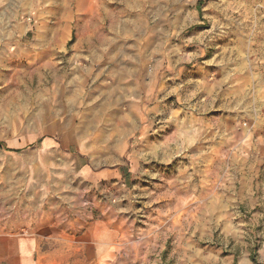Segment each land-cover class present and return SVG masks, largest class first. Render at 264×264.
<instances>
[{
  "label": "rangeland",
  "instance_id": "1",
  "mask_svg": "<svg viewBox=\"0 0 264 264\" xmlns=\"http://www.w3.org/2000/svg\"><path fill=\"white\" fill-rule=\"evenodd\" d=\"M138 3L152 26L127 51L158 35L146 60L148 72L158 66V102L111 109V60L76 54L77 0H0V220L17 222L20 198L44 190L109 198L113 264H264V0ZM123 113L141 117L142 131L126 142L118 181L90 187L72 157L39 149L45 137L76 142L78 121L96 116L90 158L111 168L104 119ZM86 206L89 223L101 215ZM58 245L63 262L90 264L84 249Z\"/></svg>",
  "mask_w": 264,
  "mask_h": 264
},
{
  "label": "crops",
  "instance_id": "2",
  "mask_svg": "<svg viewBox=\"0 0 264 264\" xmlns=\"http://www.w3.org/2000/svg\"><path fill=\"white\" fill-rule=\"evenodd\" d=\"M77 7L76 13L80 19L75 24L76 54L94 64L111 60L109 70L113 78L103 90L107 91V105L111 109L127 105L140 107L146 97L157 103L158 66L154 64L148 72L146 60L147 56L155 58L158 52L153 47L158 42V35L150 30L147 43L141 44L139 51H127V43H137L138 36L142 38L146 34L144 24L149 28L152 26L145 20L138 0H77ZM137 12H141V15H137ZM133 27L137 28L136 32L132 30ZM108 33L113 34V38H109ZM160 41L163 42L162 39ZM112 43L114 47L110 48ZM84 119L79 120L81 123L78 121L76 142L75 136H65L58 141L45 137L39 140V149L44 153L60 152L63 158L72 157L71 169L75 170L81 183L90 187L106 181H118L120 172L124 171L120 157L126 153V142L132 134L142 131L141 117L123 113L104 119L109 125L104 128L107 142L103 154L118 156L111 168L100 165L94 157L90 158L100 152L94 143H91L93 149L90 148L86 126L88 123L97 124L98 117ZM67 169H70V165H67ZM20 202L23 217H18L19 220L12 223L0 220V264H67L61 256L63 247L56 246V243L68 244L71 251L84 249V257L90 260V264H113L115 261L119 233L110 222L109 198L47 197L44 190L37 196L20 198ZM89 203H96L101 214L90 223L86 215V204ZM51 231L53 235H48ZM86 254H90L89 258H86ZM74 261L69 264H75ZM233 262V259H229L224 264ZM245 264L249 263L245 261Z\"/></svg>",
  "mask_w": 264,
  "mask_h": 264
},
{
  "label": "trees",
  "instance_id": "3",
  "mask_svg": "<svg viewBox=\"0 0 264 264\" xmlns=\"http://www.w3.org/2000/svg\"><path fill=\"white\" fill-rule=\"evenodd\" d=\"M0 146H3V144H2V143H0ZM14 151H16V150H14Z\"/></svg>",
  "mask_w": 264,
  "mask_h": 264
}]
</instances>
